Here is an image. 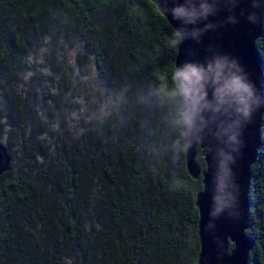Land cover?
<instances>
[{
	"label": "trees",
	"instance_id": "16d2710c",
	"mask_svg": "<svg viewBox=\"0 0 264 264\" xmlns=\"http://www.w3.org/2000/svg\"><path fill=\"white\" fill-rule=\"evenodd\" d=\"M103 11L110 20L97 17ZM69 34L82 41L77 61L91 58L111 105L93 120L86 152L70 149L58 176L45 168L40 182L28 169L39 143L26 134L44 122L26 113L31 87L23 90L22 68L38 37L52 48ZM175 34L150 0H0V131L25 133L17 167L0 174V264H196L201 176L186 172L182 131L166 95ZM254 47L264 88V8ZM31 72L29 80L37 79L38 70ZM245 221L252 240L246 264H264V112Z\"/></svg>",
	"mask_w": 264,
	"mask_h": 264
},
{
	"label": "water",
	"instance_id": "95a60500",
	"mask_svg": "<svg viewBox=\"0 0 264 264\" xmlns=\"http://www.w3.org/2000/svg\"><path fill=\"white\" fill-rule=\"evenodd\" d=\"M168 24L182 38L176 46L174 72L185 64H192L204 72L203 81L207 99L214 107L205 111V122L197 132L193 129L183 135L186 172L196 179L201 176V189L195 194L197 207V235L199 250L196 264H246V254L252 246L245 236L249 167L255 156L261 116L264 112V88L261 59L254 47L260 34L262 7H253L254 0H150ZM264 5V0H255ZM208 7L207 20L197 19L195 24H185L183 17L175 15V9L185 8L201 13ZM218 62L228 71L241 74L252 86L258 106L252 105L249 118L239 117L234 105L217 104L211 79ZM179 99V98H178ZM238 127V145L232 151L225 147L221 130L232 125ZM195 146L200 149L204 169L198 166ZM230 152V170L221 188L220 168L223 159L218 150ZM9 169V156L0 145V174ZM219 198V201L218 199ZM219 207V211L217 208ZM231 248L228 249V244Z\"/></svg>",
	"mask_w": 264,
	"mask_h": 264
},
{
	"label": "rangeland",
	"instance_id": "374dc122",
	"mask_svg": "<svg viewBox=\"0 0 264 264\" xmlns=\"http://www.w3.org/2000/svg\"><path fill=\"white\" fill-rule=\"evenodd\" d=\"M97 17L105 21L110 20L109 14L104 11ZM36 42L37 46L28 51L27 66L22 68L21 78L24 82L23 90L25 87L27 89L31 87L27 94L28 100L25 102L26 113L34 111L38 114V122L41 120L44 122L35 129V132L30 129L34 135L26 134L39 143L34 147L33 158L28 160V169L42 182L41 174L45 168L50 171H48L49 175L58 176L63 164L66 163V161L61 162V156L64 159L70 157V149L80 154L86 152L85 142L88 141L87 135L91 133L93 120L111 104L103 98L101 90L96 85L91 58L84 57V54V58L77 61L82 58L80 49L82 41L79 38L69 34L61 38L52 48H48L43 38L39 40L38 37ZM32 67L38 70L37 79L29 80L34 74L31 72ZM64 75L68 77L67 87ZM4 112L0 103V114ZM28 132L27 129L26 133ZM23 134L25 135V133L21 134L19 128L10 131L2 128L0 131L2 142L0 145L5 150L8 148L6 153L9 156V169L13 171L21 155L19 136ZM5 135L6 142H4ZM89 185L90 190L92 183L90 182Z\"/></svg>",
	"mask_w": 264,
	"mask_h": 264
},
{
	"label": "clouds",
	"instance_id": "9594fccd",
	"mask_svg": "<svg viewBox=\"0 0 264 264\" xmlns=\"http://www.w3.org/2000/svg\"><path fill=\"white\" fill-rule=\"evenodd\" d=\"M257 2H253V7H262ZM209 14L208 7H203L200 14L192 9L177 8L175 15L183 17L185 24H195L197 19L207 20ZM175 43H178L182 38L178 31L175 34ZM226 65L223 62H218L215 69L212 70L211 79L217 86L214 88V95L217 104L234 105L233 111L239 117L244 119L249 118L252 105L259 104V98L254 96L252 86L245 78L238 73L228 71L225 75ZM206 76L202 69L192 65L185 64L181 68H177L174 72L173 83L171 88L166 91V95L171 98L174 106V122L181 128L182 135L188 136L195 129L199 132L205 122V111L214 106L207 99V90L204 88L203 81ZM179 98V99H178ZM236 127L229 125L221 130V137L225 147L232 151L236 150L233 145H238V131ZM223 159L220 161V168L224 175L221 176V188L224 187V180L227 178L230 170L227 167L228 161H233L230 152L221 148L218 150ZM219 201V198H217ZM219 207L217 211H219Z\"/></svg>",
	"mask_w": 264,
	"mask_h": 264
},
{
	"label": "flooded vegetation",
	"instance_id": "af4514ba",
	"mask_svg": "<svg viewBox=\"0 0 264 264\" xmlns=\"http://www.w3.org/2000/svg\"><path fill=\"white\" fill-rule=\"evenodd\" d=\"M200 154V153H199ZM201 155V154H200Z\"/></svg>",
	"mask_w": 264,
	"mask_h": 264
}]
</instances>
